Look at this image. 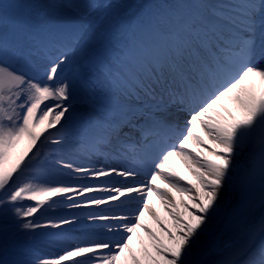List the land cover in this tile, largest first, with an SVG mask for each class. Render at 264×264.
Listing matches in <instances>:
<instances>
[{"label": "snow or ice", "instance_id": "snow-or-ice-1", "mask_svg": "<svg viewBox=\"0 0 264 264\" xmlns=\"http://www.w3.org/2000/svg\"><path fill=\"white\" fill-rule=\"evenodd\" d=\"M197 7L200 11L188 19L157 8L146 24L150 30L159 31L163 43L145 46L133 42L122 50L126 60L152 67L155 80L145 82L138 76L135 92L161 98L157 107L162 110L154 114V127H171L164 115L169 102L189 112L184 128L173 129L176 143L160 150L153 167L145 170L147 183L140 187L108 188L25 178L41 148L66 139L62 120L70 108L67 102L71 83L61 74L69 60V50L79 47L85 30L76 29L71 41L41 70L16 50L9 38L7 13L0 14V249L7 243L3 221L9 211L25 230L59 229L74 220L61 218L40 224L27 218L62 200L71 201L70 208L82 207L84 204L76 197L85 193H107L88 198L86 203L91 205L140 193L143 202L131 216L89 215L90 220L109 222L105 228L113 235L122 230L118 240H82L49 257L38 258V264H192L188 259L192 247L218 207L221 191L235 167V157L246 140L250 145L248 175L241 181L234 210L237 225H247L257 207L264 208V0H235L227 5L202 3ZM164 16H175L174 26L162 21ZM11 27L14 31L16 25ZM207 34L218 37L219 43L209 46ZM190 58L198 62L201 71L197 79L189 77L185 81V66ZM169 77L173 82H184L183 88L169 90ZM127 78L128 74L122 81ZM224 98L236 104L240 115L230 108L220 110L218 106H222ZM129 114H133L130 108L124 113L125 118ZM198 127L204 135L197 131ZM257 127L261 134L252 139L249 134ZM52 129H57L55 135ZM189 142L199 150L189 148ZM173 157L183 161L194 181L174 170L170 164ZM63 161L61 157L57 163L86 176L135 175L127 169L93 170ZM256 178L258 200L249 195ZM154 196L168 211L170 223L160 217ZM147 217L156 221L159 231L145 223ZM140 231L147 234V241ZM242 236L238 245L221 259L195 264H264V217L254 229L243 228ZM0 264L20 262L0 259Z\"/></svg>", "mask_w": 264, "mask_h": 264}, {"label": "bare ground", "instance_id": "bare-ground-1", "mask_svg": "<svg viewBox=\"0 0 264 264\" xmlns=\"http://www.w3.org/2000/svg\"><path fill=\"white\" fill-rule=\"evenodd\" d=\"M233 2H235V0H141L137 4L128 2L127 5L130 8H136L137 11L143 10L142 13L139 14L140 16L137 21L130 22L129 20L132 15L126 14L127 11H129L128 7H126V5H122L120 0L113 1V9L109 8L108 5L101 6L99 11L95 13L87 23L83 24V29L85 30L84 38L92 39V41L87 50L83 54L78 55L75 58L76 63L77 61L79 62L78 69L70 66L71 62H67L65 64V71L63 74H61L67 76L68 80L71 83V102L68 112L69 117H67L66 121H68L69 118L72 119L73 116L80 115V113H82L85 116L91 117V119H100V117L103 116V121H105L106 123H111V119L115 116L114 110L119 111L116 116L125 118L124 113L127 112L129 108L132 110L133 114L127 115L125 119H132L137 115L143 114L144 112L153 115L160 112L162 110L161 108L151 107L148 102L144 100L146 98L145 95L135 92V86L137 84L138 76L142 77L145 82L155 80V75L153 74L152 67L147 63H133L126 60L122 56V50L133 42L137 45L145 46L157 43L155 36H160L159 31L150 30L146 24V20L150 17L153 11L157 10V8L162 9L163 7H168L171 12L180 15L184 13V15L182 16L185 19H188L190 17H194L200 11L199 7L197 6L202 3L227 5ZM178 5H183L184 7H177ZM98 8L99 1L93 0L91 2L89 11L93 13ZM191 9H195V12L191 11ZM171 21L175 22V16L171 18ZM108 37L113 38V43H109L110 45H113V48L107 50V56L109 58L113 56V65H94V63H99L100 60L104 59L103 57H101L100 53L102 52V48L106 44L104 41ZM211 37L212 36L210 34H207L205 38L206 41L209 42V39ZM214 39L216 42L219 41L218 37H214ZM192 65H194V62H192ZM99 71L113 72V79L99 74ZM129 71H131V75L128 74ZM94 73L98 74L94 76ZM126 74H128V78L122 81L125 78ZM121 81L122 84L132 85V88L128 90L131 91L132 89H134L131 97L127 92H122L115 87V84L121 83ZM168 88H170V84H168ZM166 99L167 98H165V100ZM137 100L139 101L137 102ZM151 100L157 102V97H152ZM160 101L158 102V104L160 103ZM221 104L222 106H218L220 107L221 111H224V108H230L235 111L237 115H240L236 104L231 99L224 98ZM164 115L167 121H175L182 129L184 128L186 122L181 118V110L179 107L169 102ZM172 126H174V124H172ZM110 130L111 129L108 128L106 133H110ZM197 131L200 132L201 135H204L203 130L199 127L197 128ZM260 134L261 129L257 127L253 129L249 135L252 139H255L258 138ZM110 136H112V134ZM117 137L122 138V135L117 134L116 138ZM205 138L207 139V137ZM73 144L76 143L73 142ZM188 147L196 149V146L192 142H189ZM249 147L250 145L246 140L245 144L242 145L238 150V154L235 157V167L230 173V178L226 182L225 187L221 191L220 197L217 202L218 207L212 214L211 220L207 224L204 231L199 235L196 244L192 247V254L188 258L192 262V264H195V262L197 261H203L204 259H206L207 261L221 259L224 254L230 251L233 247H236L242 240L243 228L254 229L257 226L258 221H260V216L255 214L250 218L247 225L238 226L233 224L226 230L224 242L221 245L220 250L218 252H210L212 239L214 238L217 229L220 227V223L222 222V217L229 204V200L231 197H233L234 190L237 187L236 184L239 178V171L246 170L244 164L246 159L248 158ZM72 152L78 154V157L80 158L84 156V158H82L84 161V164L82 166L89 167L93 170L102 169L101 163H95L97 159L89 154V152H91L89 148H84L83 151H74V149H72ZM170 164L180 175H183L188 180L194 181V177L192 176L191 172H189L183 161H181L178 157H173L170 161ZM72 174L82 179L92 177H87L86 175H83V173H75L74 171H72ZM92 178L95 179V182L97 181V177ZM127 186L131 185L127 184ZM131 197L132 200L134 199V202L130 203L129 205L128 201H126V208L121 207V201L123 200V197H121L117 201H113V215H118V213L122 210H127L129 213H134L143 202V199H141V196H139L138 193L131 194ZM177 198H179V194H177ZM153 201L156 204L157 211L159 212L160 217L165 222L170 223L171 217L169 216L168 211L165 209V206L155 196L153 197ZM59 204L62 206V208H64L65 205H69V202H65L64 200H62L61 202H59ZM84 205L90 204L84 203ZM257 212H264V208L258 207ZM86 220L87 217L84 216L78 219L77 222L82 223ZM145 223L154 230L159 231L156 221L151 217H147ZM70 225H65L62 228H67ZM121 232L122 231L119 230L117 234L113 235V240H118L120 238ZM140 235H142L146 241L148 240L146 233L140 231ZM44 242L45 244L49 243L52 245V243L48 240ZM37 262L38 261H36V263Z\"/></svg>", "mask_w": 264, "mask_h": 264}, {"label": "rangeland", "instance_id": "rangeland-1", "mask_svg": "<svg viewBox=\"0 0 264 264\" xmlns=\"http://www.w3.org/2000/svg\"><path fill=\"white\" fill-rule=\"evenodd\" d=\"M65 1L63 2V0H57V2H55V0H0V14H3L5 12L7 13L9 30H11V32L18 37L17 40L19 41L21 46L24 47L26 54H28V52L31 54L34 50L33 42H31L30 39L32 31L40 30L41 26H47L50 28L54 27V25L62 26V23H65L69 19L71 20L74 19L75 16H80L77 10H73L74 8L72 6V2L76 0H67L66 5ZM99 1L106 5V0ZM139 1L141 0H137V2ZM13 24L16 25L14 31L11 27ZM46 42L48 45H51L50 39L48 37L46 38ZM77 52L81 54L82 50L78 49ZM43 166V164L33 166V174H35L36 182H47L50 178L48 169ZM6 218L16 217L13 215L12 211H9V214ZM21 227L22 224L20 223L11 224L9 225V227H6L5 235L7 240L8 236L12 233L16 234L17 236L14 240L11 241V245L15 244L14 247L12 246L9 249L14 251L18 255V257L9 255L4 259L10 262H20L19 260H21V256L25 255L28 258L27 262L31 260L34 264H36L34 262L35 258H45L47 251L43 248H40L39 251L36 250L33 247L34 243L36 242H33L31 234L29 233L30 237L27 236L25 229H22ZM42 232L46 233L47 235H58L57 231L55 230L51 231L50 233L44 230ZM5 248L6 246L0 249V253L4 252ZM29 249L30 251L28 252ZM20 264L23 263L20 262Z\"/></svg>", "mask_w": 264, "mask_h": 264}]
</instances>
